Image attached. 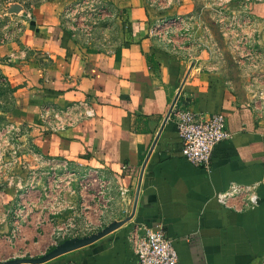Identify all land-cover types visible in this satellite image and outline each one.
<instances>
[{
  "label": "crops",
  "instance_id": "0c3cea01",
  "mask_svg": "<svg viewBox=\"0 0 264 264\" xmlns=\"http://www.w3.org/2000/svg\"><path fill=\"white\" fill-rule=\"evenodd\" d=\"M109 1L128 28L115 49L80 43L57 0L30 10L19 40L0 47V124L24 126L38 154L106 177L110 223L133 214L151 152L133 218L45 264H136L129 233L137 225L166 231L178 264H264V0ZM176 16L190 21L189 33L150 35L157 21ZM83 104L94 116L69 130L53 132L42 119ZM177 107L226 117L232 135L208 168L183 156ZM234 184L257 186L258 204L250 207L246 194L221 202ZM42 189L24 198L0 189L1 260L41 257L80 211L83 200L69 198L72 208L55 214L57 199Z\"/></svg>",
  "mask_w": 264,
  "mask_h": 264
},
{
  "label": "built area",
  "instance_id": "2783aa9c",
  "mask_svg": "<svg viewBox=\"0 0 264 264\" xmlns=\"http://www.w3.org/2000/svg\"><path fill=\"white\" fill-rule=\"evenodd\" d=\"M30 10L25 12V19H32ZM189 20L183 16L170 19H160L150 29V35L158 39H166L179 28L189 33ZM178 134L182 140V153L188 162L197 167L208 168L215 147L231 137L227 119L222 114H205L190 109L177 107L174 110ZM78 116V117H77ZM94 112L89 106H70L62 110L45 112L42 116L44 123L53 132H63L75 127L85 119L92 118ZM24 126L12 122L0 124V189L15 190L26 197L29 192L38 189L41 184L45 199L55 197L59 207L51 209L55 214H61L72 207L70 199L82 201V211H92L103 214L110 204L108 197L111 182L102 176L97 169L72 166L67 161L48 159L36 152L29 134ZM37 156L40 166L30 163L29 157ZM257 186H242L234 184L228 191L219 196L223 203H227L235 196L246 194L248 205L258 204ZM85 194L92 200H85ZM70 198V199H69ZM77 202V201H76ZM61 211L57 212L58 209ZM24 214L18 210L16 224ZM73 218L62 222L58 235L76 228ZM19 226V225H18ZM129 240L135 251L136 264H178V253L172 239L161 228L135 226L129 233ZM264 263V262H263Z\"/></svg>",
  "mask_w": 264,
  "mask_h": 264
},
{
  "label": "rangeland",
  "instance_id": "374dc122",
  "mask_svg": "<svg viewBox=\"0 0 264 264\" xmlns=\"http://www.w3.org/2000/svg\"><path fill=\"white\" fill-rule=\"evenodd\" d=\"M50 0H9V4L0 9V47L17 42L26 26L25 12ZM63 2L62 24L65 29L82 44L100 49H115L127 38V24L121 12L113 9L109 0H57ZM103 214L94 210L76 211L71 218L76 228L63 232L52 241L47 253L61 242L75 237H84L99 232L110 224ZM76 216V217H75ZM67 222V220H66ZM17 258H27L19 254ZM7 260H1L4 262Z\"/></svg>",
  "mask_w": 264,
  "mask_h": 264
},
{
  "label": "water",
  "instance_id": "95a60500",
  "mask_svg": "<svg viewBox=\"0 0 264 264\" xmlns=\"http://www.w3.org/2000/svg\"><path fill=\"white\" fill-rule=\"evenodd\" d=\"M178 97L179 96H177L176 99L174 100L173 105L167 114V117H166L164 124L168 121V119L172 113V109L178 100ZM154 145H153V147H154ZM150 153L151 152H149L147 159L145 160L143 167H142L139 186H138V190H137V194H136V198H135V206L133 209V214L129 218L122 220V221H114L97 233H94V234H91L88 236H84V237H75L72 239H67V240L61 242L60 244L56 245L52 250L43 254L41 257H38V258H14L11 260L0 262V264H45V263H47V262H49V261H51L57 257H60V256L65 255L67 253L76 251L78 249L87 247V246L99 241L100 239L104 238L105 236L113 233L114 231H116L117 229L121 228L123 225L128 223L133 218L135 210H136V205L138 203V197H139V193H140V186H141V182H142V176H143L144 168H145L147 161H148V158L150 156Z\"/></svg>",
  "mask_w": 264,
  "mask_h": 264
},
{
  "label": "trees",
  "instance_id": "16d2710c",
  "mask_svg": "<svg viewBox=\"0 0 264 264\" xmlns=\"http://www.w3.org/2000/svg\"><path fill=\"white\" fill-rule=\"evenodd\" d=\"M6 1H9V0H0V9L2 8L3 10H5L4 5L6 4H9L10 2H6Z\"/></svg>",
  "mask_w": 264,
  "mask_h": 264
}]
</instances>
